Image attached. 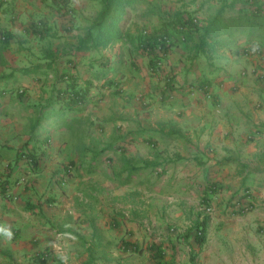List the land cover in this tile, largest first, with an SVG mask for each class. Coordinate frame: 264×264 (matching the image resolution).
I'll list each match as a JSON object with an SVG mask.
<instances>
[{
	"label": "crops",
	"instance_id": "0c3cea01",
	"mask_svg": "<svg viewBox=\"0 0 264 264\" xmlns=\"http://www.w3.org/2000/svg\"><path fill=\"white\" fill-rule=\"evenodd\" d=\"M57 74L89 102L33 138ZM0 264H264V0H0Z\"/></svg>",
	"mask_w": 264,
	"mask_h": 264
},
{
	"label": "trees",
	"instance_id": "16d2710c",
	"mask_svg": "<svg viewBox=\"0 0 264 264\" xmlns=\"http://www.w3.org/2000/svg\"><path fill=\"white\" fill-rule=\"evenodd\" d=\"M110 4H108L109 6ZM106 7L101 15V22L105 21L107 15L111 10ZM175 22V23H174ZM171 23L173 26L181 24L180 33L185 36V32L191 30L194 26H199V20L197 18L185 17L182 13L174 15ZM116 28V27H115ZM178 29V28H177ZM174 30L171 25L160 28L155 31H145L140 34L138 38L139 45L142 50L146 52L152 58V63L157 65V61H160L163 56L169 51L173 45ZM122 34L118 28L114 29V38H121ZM258 46L261 49L259 43L255 41H248L245 45V52L250 48ZM57 78L60 77L62 81L66 82L64 87L54 86L50 99L44 105H39L37 115L32 119L31 134L33 138H38L42 133L48 132L47 126L50 122H59L60 118L64 117L67 112L74 111L76 109H84L89 102V91L92 84L79 85L71 76L61 77L57 74ZM105 84V83H103ZM39 139V138H38ZM208 220V219H205ZM196 234V240L198 244L202 245L206 241V221H202L194 228Z\"/></svg>",
	"mask_w": 264,
	"mask_h": 264
},
{
	"label": "built area",
	"instance_id": "2783aa9c",
	"mask_svg": "<svg viewBox=\"0 0 264 264\" xmlns=\"http://www.w3.org/2000/svg\"><path fill=\"white\" fill-rule=\"evenodd\" d=\"M260 48L258 47V46H254V47H252V48H250L247 52H246V54L247 55H258L259 53H260ZM160 66H162V62L161 61H158L157 62V67H160ZM206 88H207V86H205ZM206 88H205V90H206ZM206 209V211L207 212H211V208L210 207H207V208H205Z\"/></svg>",
	"mask_w": 264,
	"mask_h": 264
},
{
	"label": "rangeland",
	"instance_id": "374dc122",
	"mask_svg": "<svg viewBox=\"0 0 264 264\" xmlns=\"http://www.w3.org/2000/svg\"><path fill=\"white\" fill-rule=\"evenodd\" d=\"M235 203H237V201L234 202L233 200H229L227 204H228V205H234ZM228 205H227V206H228ZM210 206H211V203H210ZM213 211H214V208H213ZM213 211H212V213H213ZM194 228H195V227H194ZM194 228H193V229H194ZM181 229H182V230L180 231V233H182V234H185L187 231L190 233V231H191L190 227H189V228H188V227H186V228H181ZM193 229H192V230H193ZM248 246H251V245H248ZM252 248H253V247H252ZM134 252L138 253V252H139V249H138V248H137V249L134 248Z\"/></svg>",
	"mask_w": 264,
	"mask_h": 264
},
{
	"label": "clouds",
	"instance_id": "9594fccd",
	"mask_svg": "<svg viewBox=\"0 0 264 264\" xmlns=\"http://www.w3.org/2000/svg\"><path fill=\"white\" fill-rule=\"evenodd\" d=\"M8 235H10V233H8Z\"/></svg>",
	"mask_w": 264,
	"mask_h": 264
}]
</instances>
